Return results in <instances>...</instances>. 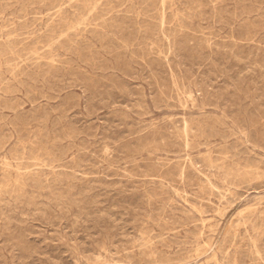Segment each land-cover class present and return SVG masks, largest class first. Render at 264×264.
Here are the masks:
<instances>
[{
	"label": "rangeland",
	"instance_id": "1",
	"mask_svg": "<svg viewBox=\"0 0 264 264\" xmlns=\"http://www.w3.org/2000/svg\"><path fill=\"white\" fill-rule=\"evenodd\" d=\"M0 264H264V0H0Z\"/></svg>",
	"mask_w": 264,
	"mask_h": 264
},
{
	"label": "bare ground",
	"instance_id": "2",
	"mask_svg": "<svg viewBox=\"0 0 264 264\" xmlns=\"http://www.w3.org/2000/svg\"><path fill=\"white\" fill-rule=\"evenodd\" d=\"M212 168V167H211ZM215 188V187H214ZM223 196V195H222Z\"/></svg>",
	"mask_w": 264,
	"mask_h": 264
}]
</instances>
